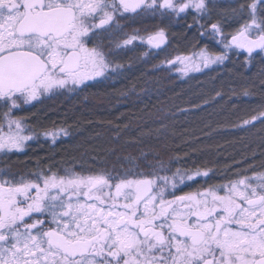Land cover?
<instances>
[{
    "label": "snow or ice",
    "instance_id": "obj_1",
    "mask_svg": "<svg viewBox=\"0 0 264 264\" xmlns=\"http://www.w3.org/2000/svg\"><path fill=\"white\" fill-rule=\"evenodd\" d=\"M212 7L211 0H0V154L68 137L69 127L31 126L15 110L122 74V52L165 51L166 21L193 14L188 28L198 26L219 51L194 45L155 71L187 77L223 65L233 52L245 65L264 54V0L230 7L226 16L238 26L229 32L212 20ZM148 16L160 24L125 31L122 21ZM230 128L264 148V102L240 111ZM148 155H117L119 168L98 155L63 168L37 160L24 173L0 167V264H264V151L234 161L215 183L207 164L173 170L154 156L142 166Z\"/></svg>",
    "mask_w": 264,
    "mask_h": 264
},
{
    "label": "trees",
    "instance_id": "obj_2",
    "mask_svg": "<svg viewBox=\"0 0 264 264\" xmlns=\"http://www.w3.org/2000/svg\"><path fill=\"white\" fill-rule=\"evenodd\" d=\"M132 28L151 29L160 24L159 17H138ZM193 21L185 17L165 22L170 44L165 51L141 58L142 48L120 53L124 62L122 74L92 82L91 86L75 94L45 96L22 111L31 126H51L52 122L70 128V135L55 145L31 147L20 160L25 167H68L73 158L104 157L108 166L120 164L117 155L140 156L143 166L153 163L156 156L173 170L207 164L215 169L214 177H223L224 169L234 161L243 160L255 151H264L258 138L252 134L238 135L230 124L240 111L264 102V64L254 59L244 69L237 56L235 68L209 69L194 75L193 83L167 71H155L154 66L166 57L182 54L188 42L197 43L198 27L189 29ZM247 88L252 95L243 96ZM219 92L220 96L216 93ZM207 101V103H205ZM197 105L198 107H193ZM111 121L112 123H107ZM129 124L127 130L116 126ZM141 130L151 135L141 136ZM120 131L119 138H116ZM228 134V139L224 135ZM115 149L114 153L109 150ZM187 154V155H186ZM177 157L180 160L177 162ZM242 166V165H241ZM231 174V173H229Z\"/></svg>",
    "mask_w": 264,
    "mask_h": 264
},
{
    "label": "rangeland",
    "instance_id": "obj_3",
    "mask_svg": "<svg viewBox=\"0 0 264 264\" xmlns=\"http://www.w3.org/2000/svg\"><path fill=\"white\" fill-rule=\"evenodd\" d=\"M238 2V0H211V4L215 5V7L211 8V18L213 21H215L216 19H220L223 26H224V30L225 32H229L232 31L235 27H237V22L231 18H228L226 16V12L227 10L232 7L235 6V4ZM185 18L189 21H193V14L189 13L187 16H185ZM207 21V18H205V22ZM198 27V26H197ZM133 29V28H132ZM199 34V32H198ZM199 36V35H198ZM197 45L198 47H203L204 45H208L209 48H211L214 51H219V47L215 44L214 41L209 40L207 37L201 38L197 43H193V42H188V45L185 46V50L182 54H189V50L194 46ZM230 58L228 60H226L224 62L223 65L220 66H213V70L216 69H220L222 67H227V68H235L234 63H233V56L238 58V61L240 63V66L244 69V66H248L244 64V56L243 55H236L234 52L230 53ZM254 59L258 64H264V54H258V55H254V57L252 58ZM205 70H209V69H205ZM203 70V71H205ZM202 71V72H203ZM174 73V72H173ZM201 73V72H193L190 73L187 77H180V78H187L186 79V83H193V81L195 80L194 75ZM175 74V73H174ZM177 75V74H176ZM35 102V101H34ZM32 102V103H34ZM31 103V104H32ZM29 105V104H28ZM229 132H233L236 133L238 135H247L250 133L247 132H238V131H225V133H229ZM229 135L225 134L224 138L222 139H228ZM42 138V137H41ZM43 139V138H42ZM244 167L246 165H243ZM222 178V177H221ZM220 177H214L212 176L210 179V182H218L221 180ZM193 186H198V185H193Z\"/></svg>",
    "mask_w": 264,
    "mask_h": 264
},
{
    "label": "flooded vegetation",
    "instance_id": "obj_4",
    "mask_svg": "<svg viewBox=\"0 0 264 264\" xmlns=\"http://www.w3.org/2000/svg\"><path fill=\"white\" fill-rule=\"evenodd\" d=\"M122 23L125 25V31H128L127 29L130 28L132 26V20H124L122 21ZM131 30H129L130 32ZM131 51H126V56L129 60H131ZM120 57V54L118 56V58ZM22 106H27L22 104ZM20 107V109H21ZM20 109L15 110V115L18 117H25L24 113L22 111H20ZM5 109L0 107V111H4ZM26 118V117H25ZM39 130V129H37ZM38 145H45V146H50L51 142H46L44 139L39 138L37 140H33L31 142L28 143V146L26 147L25 151L23 152H18V153H12V154H8L7 156L0 154V167H7L9 168L12 172H17V173H24V172H28V171H32L35 170V166H31V167H25L24 163L22 162V160H20V157H22L31 147L37 146ZM241 167H244L243 165ZM192 187H196V186H192ZM184 191H189V188H184ZM180 194V193H177Z\"/></svg>",
    "mask_w": 264,
    "mask_h": 264
}]
</instances>
